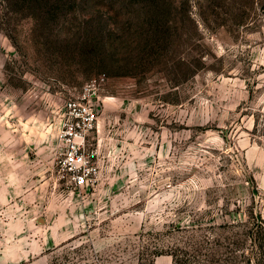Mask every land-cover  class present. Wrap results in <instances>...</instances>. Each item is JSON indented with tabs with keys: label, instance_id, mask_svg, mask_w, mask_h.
<instances>
[{
	"label": "rangeland",
	"instance_id": "rangeland-1",
	"mask_svg": "<svg viewBox=\"0 0 264 264\" xmlns=\"http://www.w3.org/2000/svg\"><path fill=\"white\" fill-rule=\"evenodd\" d=\"M71 1L67 24L0 0V264H172L178 247L186 264H264V0H164L169 45L138 64L137 13ZM104 29L127 75H89L73 50ZM100 75L74 186L63 105Z\"/></svg>",
	"mask_w": 264,
	"mask_h": 264
},
{
	"label": "trees",
	"instance_id": "trees-1",
	"mask_svg": "<svg viewBox=\"0 0 264 264\" xmlns=\"http://www.w3.org/2000/svg\"><path fill=\"white\" fill-rule=\"evenodd\" d=\"M21 3H38L42 12L61 11L60 18L67 22L68 14L76 12L78 5L71 0H18ZM116 7L128 12L137 13V17L132 23L135 33L138 35L135 42V48L144 55L138 56L134 63H143L146 61L157 60L160 51L167 48L169 45V35L172 33L170 28L171 9L164 0H113ZM72 23L68 21L67 24ZM87 22H84L83 27H87ZM75 27V26H74ZM71 25V28H74ZM81 27V28H83ZM129 28V27H126ZM105 30V29H104ZM119 39V38H118ZM120 39L114 41L112 32L109 30L103 31L102 35L93 37L88 36L83 44L73 45L74 51L81 56V59L86 63L93 64V70L89 75L95 74L100 70H105L109 75H127V72H117L109 69L112 65L127 67L132 58L129 57H115L113 51L115 50L113 44H119L122 48ZM69 45L66 48L69 49ZM172 257V264H186L188 258V250L185 247H178L174 252L170 253Z\"/></svg>",
	"mask_w": 264,
	"mask_h": 264
},
{
	"label": "built area",
	"instance_id": "built-area-1",
	"mask_svg": "<svg viewBox=\"0 0 264 264\" xmlns=\"http://www.w3.org/2000/svg\"><path fill=\"white\" fill-rule=\"evenodd\" d=\"M105 79L100 75L98 79L83 88L63 105V123L59 132L61 141L59 165L74 186L87 184L91 175L90 156L88 146L90 134L96 126V110L92 99L97 92L96 84Z\"/></svg>",
	"mask_w": 264,
	"mask_h": 264
}]
</instances>
